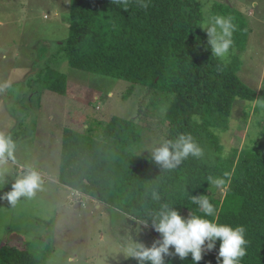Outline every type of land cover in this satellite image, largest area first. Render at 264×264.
Wrapping results in <instances>:
<instances>
[{
  "label": "trees",
  "instance_id": "1",
  "mask_svg": "<svg viewBox=\"0 0 264 264\" xmlns=\"http://www.w3.org/2000/svg\"><path fill=\"white\" fill-rule=\"evenodd\" d=\"M140 3L70 0L69 36L60 45V52L74 70L130 83L128 96L139 85L171 97L168 110L160 114L168 124L167 139L191 134L205 154L200 159L189 157L177 170L161 173L154 161L130 151L142 140V127L114 116L101 135L93 130H63L59 181L122 212L155 241L160 234L150 221L145 226L132 220L138 221L159 207L146 196L154 185L160 186L161 202L170 203L184 218L191 213L203 215L190 197L206 195L216 208V216L208 219L245 227L249 243L241 264H264V114L258 115L262 129L252 145L233 148L226 154L222 139L232 129L235 104L246 102L248 108L255 104L253 111L258 114L264 112L258 104L264 95L260 100L239 77L243 61L238 52L227 60L212 56L207 34L200 28L204 18L199 0H143L146 8ZM222 13L232 17L237 26L234 47L241 46L235 38L245 34L247 38L250 33L245 19L230 7L219 15ZM35 77L32 82L39 85V93L67 95L66 74L47 66ZM194 115L202 122L192 120ZM210 175L225 180L222 199L216 197L217 188L208 182ZM219 246L217 240L199 264H217ZM164 259L165 264H193L191 254L184 260L178 256ZM0 264L37 261L21 244L6 242L0 245Z\"/></svg>",
  "mask_w": 264,
  "mask_h": 264
},
{
  "label": "rangeland",
  "instance_id": "2",
  "mask_svg": "<svg viewBox=\"0 0 264 264\" xmlns=\"http://www.w3.org/2000/svg\"><path fill=\"white\" fill-rule=\"evenodd\" d=\"M199 3L202 10L211 5V14H221L229 7L236 9L245 19L250 33L247 38L246 34L235 38L242 45L230 50L229 57L239 53L243 61L239 77L261 100L264 0H259L258 6L252 0H199ZM215 5L219 6L212 9ZM69 9L70 0H0V133L11 135L17 144L15 160L6 165L10 176L6 177L0 196L12 190L25 163L39 171L43 180V190L31 199L21 198L14 205L0 201V245L21 244L37 264H135L137 260L122 255L107 260L112 243L128 234L134 242L151 247L155 237H149L122 212L81 193L73 196L54 185L51 178L60 172L64 129L83 133L93 130L95 135H101L114 116L135 121L142 127V140L130 151L151 159L149 152L142 151L167 138L168 124L160 114L168 110L172 98L139 85L128 96L131 87L128 82L70 68L60 52V45L69 36ZM47 66L66 74V96L48 91L39 93V85L33 84L37 72ZM5 84L9 87L3 88ZM254 107L255 104L248 108L246 102L240 101L235 104L232 129L222 137L226 154L258 141L262 129L258 115L263 116L264 112L257 114ZM44 172H48L49 178L43 176ZM216 194L222 199L225 190L216 189Z\"/></svg>",
  "mask_w": 264,
  "mask_h": 264
},
{
  "label": "clouds",
  "instance_id": "3",
  "mask_svg": "<svg viewBox=\"0 0 264 264\" xmlns=\"http://www.w3.org/2000/svg\"><path fill=\"white\" fill-rule=\"evenodd\" d=\"M140 6L146 8L147 4L141 0ZM210 7L211 5L203 7L204 20L200 28L207 33V43L210 45L212 56L227 60L230 50H234L233 34L237 26L230 16L211 14ZM2 87L7 88L9 85L5 84ZM258 104L264 109V101H258ZM191 119L197 124L202 122L197 115L192 116ZM211 131L217 135L221 134L214 129ZM16 150L17 144L12 136L0 133V189L7 183L6 177L10 176L6 165L15 160ZM145 151L149 152L151 160L160 166L161 173L177 170L189 157L200 159L205 154L193 136L187 133H180L175 139L157 140L142 152ZM23 169L22 174L14 180L12 190L0 196V201L7 200L14 205L21 198L31 199L38 191L43 190L41 173L30 163H25ZM207 180L217 189L225 185L223 178L210 175ZM146 196L158 203L159 207L147 211L138 221L132 220L145 226L150 221L154 230L160 234V239L151 247H146L144 244L134 242L131 235L119 236V239L110 246L107 260L109 257L115 259L122 255L125 259L134 258L138 264H165L166 256H178L184 260L191 254L193 264H199L205 251H212L215 248L217 240L220 241L217 264H241L242 259L247 255L249 242L245 238V227L242 225L232 227L208 219L207 217L216 216V208L206 195L190 197L191 202L197 205L198 211L203 215L191 213L188 218L182 217L170 203L161 202L158 184L154 185ZM170 248L174 251H170Z\"/></svg>",
  "mask_w": 264,
  "mask_h": 264
},
{
  "label": "crops",
  "instance_id": "4",
  "mask_svg": "<svg viewBox=\"0 0 264 264\" xmlns=\"http://www.w3.org/2000/svg\"><path fill=\"white\" fill-rule=\"evenodd\" d=\"M253 1V5H255V6H258V1L259 0H252ZM48 172H44L43 173V176L47 179V177H48ZM49 178V177H48ZM50 180V179H49ZM48 180V181H49ZM51 182L54 184V185H57L58 186V188H63V189H65L66 191H68V192H72V195L74 196H77L78 197V195H76L77 193H79V192H77V191H74V190H72V189H70V188H68V187H66V186H63L61 183H60V181H59V175L56 177H54V176H52V178H51ZM85 200H87V199H84V201ZM88 201V200H87ZM86 201V202H87Z\"/></svg>",
  "mask_w": 264,
  "mask_h": 264
}]
</instances>
